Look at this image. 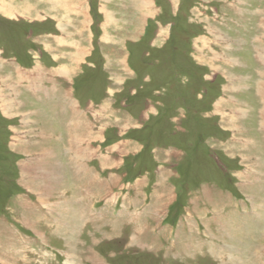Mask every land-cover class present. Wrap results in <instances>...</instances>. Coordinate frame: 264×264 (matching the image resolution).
<instances>
[{"label":"rangeland","instance_id":"obj_1","mask_svg":"<svg viewBox=\"0 0 264 264\" xmlns=\"http://www.w3.org/2000/svg\"><path fill=\"white\" fill-rule=\"evenodd\" d=\"M0 264H264V0H0Z\"/></svg>","mask_w":264,"mask_h":264},{"label":"crops","instance_id":"obj_2","mask_svg":"<svg viewBox=\"0 0 264 264\" xmlns=\"http://www.w3.org/2000/svg\"><path fill=\"white\" fill-rule=\"evenodd\" d=\"M61 0H59V2H60ZM78 6H76L75 7V11L74 12H72L71 10H68V14H70V13H77V14H79V13H81L80 12V10H81V5H80V3L79 4H77ZM67 7V6H66Z\"/></svg>","mask_w":264,"mask_h":264}]
</instances>
